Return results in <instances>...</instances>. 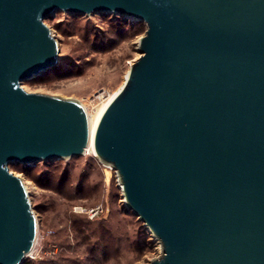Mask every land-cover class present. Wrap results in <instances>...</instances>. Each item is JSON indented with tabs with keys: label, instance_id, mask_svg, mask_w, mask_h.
<instances>
[{
	"label": "water",
	"instance_id": "water-1",
	"mask_svg": "<svg viewBox=\"0 0 264 264\" xmlns=\"http://www.w3.org/2000/svg\"><path fill=\"white\" fill-rule=\"evenodd\" d=\"M58 12L147 27L94 129L79 101L22 86L60 62ZM90 146L161 245L147 264H264V0H0V264L38 236L10 166Z\"/></svg>",
	"mask_w": 264,
	"mask_h": 264
},
{
	"label": "rangeland",
	"instance_id": "rangeland-1",
	"mask_svg": "<svg viewBox=\"0 0 264 264\" xmlns=\"http://www.w3.org/2000/svg\"><path fill=\"white\" fill-rule=\"evenodd\" d=\"M46 24L59 41L60 62L22 86L27 92L77 100L88 112L100 103L96 96L102 93L105 99L123 85L139 58L137 39L147 30L143 22L105 14L58 12ZM10 170L25 183L38 222L28 261L147 264L161 255L160 243L127 211L114 170L93 153L32 167L11 165ZM96 208L103 212L91 218L90 211ZM77 225L87 227L81 231Z\"/></svg>",
	"mask_w": 264,
	"mask_h": 264
},
{
	"label": "bare ground",
	"instance_id": "bare-ground-1",
	"mask_svg": "<svg viewBox=\"0 0 264 264\" xmlns=\"http://www.w3.org/2000/svg\"><path fill=\"white\" fill-rule=\"evenodd\" d=\"M115 94H109L108 97H106L104 99L103 94L100 93L99 96L97 97L98 99H100V103L98 105H96V107L93 109L92 112H88L89 113V117H90V123H91V128L92 129H94V127H95L97 121L99 120L102 112L104 111V109L106 108V106L108 105V103L111 101V99L114 97ZM89 152L93 153V150H92L91 146L89 147L87 153H89Z\"/></svg>",
	"mask_w": 264,
	"mask_h": 264
},
{
	"label": "trees",
	"instance_id": "trees-1",
	"mask_svg": "<svg viewBox=\"0 0 264 264\" xmlns=\"http://www.w3.org/2000/svg\"><path fill=\"white\" fill-rule=\"evenodd\" d=\"M47 73V72H46ZM45 74V73H44ZM25 167H32V166H25ZM90 223H88V225H89ZM78 226V228H79V230H81V231H83V229L82 228H86L87 226H85V225H82V226H80V225H77ZM88 229V228H87ZM102 234H104L105 233V235H108V231L105 229V228H101V231H100ZM149 242V241H148ZM103 243H107V242H103ZM23 264H34V262L33 261H28V260H26Z\"/></svg>",
	"mask_w": 264,
	"mask_h": 264
},
{
	"label": "built area",
	"instance_id": "built-area-1",
	"mask_svg": "<svg viewBox=\"0 0 264 264\" xmlns=\"http://www.w3.org/2000/svg\"><path fill=\"white\" fill-rule=\"evenodd\" d=\"M98 96H96L95 98H97ZM101 212H103V210L101 208L93 209L90 211V217L91 218L97 217ZM31 256H32V254H31Z\"/></svg>",
	"mask_w": 264,
	"mask_h": 264
}]
</instances>
